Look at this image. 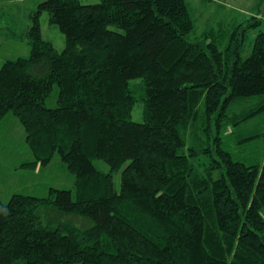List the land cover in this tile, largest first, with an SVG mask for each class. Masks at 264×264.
<instances>
[{
	"label": "trees",
	"instance_id": "trees-1",
	"mask_svg": "<svg viewBox=\"0 0 264 264\" xmlns=\"http://www.w3.org/2000/svg\"><path fill=\"white\" fill-rule=\"evenodd\" d=\"M28 20V54L0 65V125L21 124V167L56 155L73 187L0 195V264H264V127L239 128L264 116V30L243 56V27L190 40L186 0H40Z\"/></svg>",
	"mask_w": 264,
	"mask_h": 264
},
{
	"label": "rangeland",
	"instance_id": "rangeland-1",
	"mask_svg": "<svg viewBox=\"0 0 264 264\" xmlns=\"http://www.w3.org/2000/svg\"><path fill=\"white\" fill-rule=\"evenodd\" d=\"M40 0H0V65L8 58L28 54V44L22 36L29 25V12L33 10ZM99 0H81L82 3H95ZM190 14L194 18L195 28L188 36L190 40L201 38L202 33L208 29L222 28L223 32L215 38L221 47L227 40L226 32L235 27H243L244 50L247 56L252 47L253 37L260 30H264V1L257 5V0H186ZM252 14L262 18L259 25L250 23L248 19ZM43 37L49 39L56 49L65 45L64 35L57 24L50 23L47 13L44 12L40 19ZM220 37V38H219ZM212 38V37H210ZM55 88V87H54ZM57 88L46 99L47 106L57 104ZM132 118L139 120L141 116L140 103L133 106ZM264 116H256L253 120L243 123L240 131L252 132L253 129H262ZM246 130V131H244ZM239 136V135H238ZM225 137V136H223ZM226 138V137H225ZM235 139H231L229 150L234 158H239L243 151L237 148ZM263 149L259 145V151ZM32 158L29 147L25 143V135L21 124L9 116L3 119L0 125V195L5 198L14 190H21L36 195H45L49 187L72 188L73 179L67 170L61 166L58 156L46 166L36 165L33 168L21 167L24 160ZM94 165L102 170H108V165L101 159H93ZM9 179V180H8ZM119 183V177L116 179ZM116 183V184H117ZM14 184L17 185V189Z\"/></svg>",
	"mask_w": 264,
	"mask_h": 264
}]
</instances>
